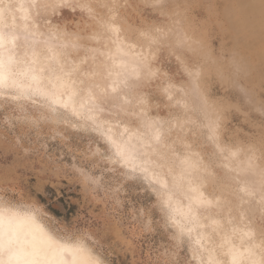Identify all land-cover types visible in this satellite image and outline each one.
Returning <instances> with one entry per match:
<instances>
[{"label":"snow or ice","instance_id":"obj_1","mask_svg":"<svg viewBox=\"0 0 264 264\" xmlns=\"http://www.w3.org/2000/svg\"><path fill=\"white\" fill-rule=\"evenodd\" d=\"M2 5L0 0V103L30 100L43 109L39 116L33 113V127H43L44 121L50 127L62 126L57 131L73 129L84 144L72 149L71 160L58 162L59 171L105 207L67 222L49 216L36 200L21 214L16 204L31 200L38 190L20 189L17 161L11 156L0 159V264H116L107 258L113 238L122 250L131 251L137 232H153L161 222L172 229L169 235L176 243L155 258L150 253L146 260L125 264H190L177 258L185 237L199 264H264V131L258 143L240 144L225 134L223 118L236 105L219 93L241 82L234 63L212 52L206 40L183 23L182 13L190 5L170 0H28L27 8L34 20L43 21V30L38 27L24 36V46L31 51L26 60L15 55L19 34L4 30L13 5ZM125 7L133 8L142 21L133 37L122 22ZM64 9L78 10L82 19L86 14L94 22L92 38L107 41L112 46L107 51L114 48L119 58L98 60L94 53L103 57L105 52L95 47L83 58L74 55L81 47L79 34L51 21ZM261 9L264 14V0ZM153 13L168 16L171 26H158ZM161 51L177 61L182 72L178 79L177 73L168 75L159 67ZM89 59L93 65L82 68ZM217 83L220 88H213ZM158 92L177 109L168 118L153 112ZM259 113L264 129V94ZM32 150L23 138L10 149L16 156ZM125 180L143 181L154 196L149 204L133 209L127 232L122 217L128 214L120 211L119 195ZM256 185L260 230L246 233L248 244L237 248L236 229L229 234L221 213H228L231 224L232 205L254 195ZM206 228L211 232L200 231ZM215 232L223 233L219 242ZM257 235L258 245L252 242Z\"/></svg>","mask_w":264,"mask_h":264},{"label":"rangeland","instance_id":"obj_2","mask_svg":"<svg viewBox=\"0 0 264 264\" xmlns=\"http://www.w3.org/2000/svg\"><path fill=\"white\" fill-rule=\"evenodd\" d=\"M136 2L138 0H125L126 4ZM170 2L174 5H190L191 7H186L182 13L183 23L202 36L212 52L234 63L235 75L241 84L237 88H221L219 93L221 96H228L231 103L236 105L234 109L226 112L223 118L227 130L225 134L240 144L249 141L258 143L261 132L264 131L260 125L259 113V102L264 94V14L261 0H170ZM121 11L126 14V19L122 21L128 28L126 34L133 37V30L142 22L140 15L131 7L122 8ZM33 15L32 13V19ZM81 16L78 10L73 12L71 9H64L52 16L51 21L54 25L67 26L69 30L79 34L81 47L75 50L74 55L83 58L89 48L95 47L105 52L103 57L100 52L94 53L98 60L106 59L109 54L107 48L111 45L107 41L93 39L94 22L90 21L86 14L83 19ZM153 16L154 22L162 28L167 29L172 24V20L166 15L153 13ZM34 21L37 27L43 24V21ZM88 54L93 55L91 52ZM157 57L159 67L168 75L177 73L178 79L182 72L175 58L169 56L166 51L157 53ZM91 65L93 61L89 59L81 67L88 69ZM212 87L220 88V85L217 83ZM241 89L247 94L245 95V91ZM157 103L159 107L156 106ZM172 104L166 94L158 92V101H153V112H159L162 117L168 118L169 112L177 111L176 107H169ZM42 110L39 104H32L26 99L9 101L7 104L0 103V159L11 156L17 161L16 167L19 171L16 183L20 185V189L38 190L37 195L31 200L16 204V209L27 213L29 205L39 200L38 206L46 210L49 216L66 219L67 222H74L77 216L83 217L85 213L95 215L97 211H103L104 204L94 200L91 192L85 191L79 183L59 171L58 162L71 160L72 149L77 144L83 145L84 142L79 140L78 134L71 128H66L63 132L57 131V128L62 126L50 127L44 121H41L43 127H33L35 119L33 113L39 116ZM21 138L33 150L22 151L16 156L10 149L14 144L20 143ZM146 189L147 185L141 180L124 181L119 195L123 200L120 211L128 214L122 217L125 220L123 227L126 232L127 223L133 222L130 219L133 209L149 204V197L154 199ZM254 195L245 196L243 202L235 201L232 205L231 224L227 223L228 213L226 211L221 213L229 234L232 233L233 227L258 234L261 225L260 196ZM19 199L17 195V200ZM211 211L215 213L217 210ZM201 212L203 216L208 215L207 210L202 209ZM115 223L119 224L120 218ZM171 231L172 229L163 228L161 222V226L153 232H137L135 245L131 251L122 250L113 238L110 243L114 251L109 249L107 258L115 260L116 264L139 261L142 258L146 260L150 253L155 258L157 253H163L166 246L176 243L169 235ZM212 235L219 242L223 233L215 232ZM249 240L250 237L245 242ZM252 242L259 244L258 235ZM191 247L185 237V244L178 249L177 258L189 261L190 264H199L198 260H193ZM105 248H109L107 243Z\"/></svg>","mask_w":264,"mask_h":264},{"label":"bare ground","instance_id":"obj_3","mask_svg":"<svg viewBox=\"0 0 264 264\" xmlns=\"http://www.w3.org/2000/svg\"><path fill=\"white\" fill-rule=\"evenodd\" d=\"M12 2H14V3H12ZM21 4L25 5V7L22 10L20 8ZM27 4H28V0H3V5H2L5 8H8L9 5H13L11 11L6 14L8 17L7 18V25L9 27H6L4 30L8 31L10 28L12 31L16 32L20 36V40L17 41L18 46L15 49V55H16V58L18 60L21 58L26 60L31 55L30 49H27L24 46V36L27 35L29 32L34 31L38 28L37 23L32 19V16H31L32 13L27 8ZM26 53H27V55H26ZM108 55H111L114 58H119V54H117L115 52L114 48L111 52H109ZM18 67H23V65L22 64L18 65ZM9 91H13V89H9ZM254 194H255L254 196H256V195L260 196V191H259L258 185H256V191ZM178 199L180 200V203H182L184 205L187 204V200H184L182 197H178ZM201 211H202V209H201ZM20 213L24 214L25 212H20ZM204 216H205V214H204ZM204 222L206 224L209 223L208 220H205ZM200 231L210 232L211 229L206 228V229H201ZM246 233H249V231L245 230V229H240V230L236 231V234L233 236V238L235 239L234 242H235V246L237 248H240V246L242 244L245 246L248 244V241L245 242V240H247L249 238V235H247ZM194 235H195V233H194ZM205 243H207V241H205ZM65 259L70 261L71 256L66 254Z\"/></svg>","mask_w":264,"mask_h":264}]
</instances>
